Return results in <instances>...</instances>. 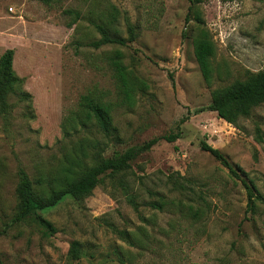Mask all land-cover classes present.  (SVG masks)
<instances>
[{"label": "rangeland", "instance_id": "obj_1", "mask_svg": "<svg viewBox=\"0 0 264 264\" xmlns=\"http://www.w3.org/2000/svg\"><path fill=\"white\" fill-rule=\"evenodd\" d=\"M68 9L81 14L72 26ZM97 24L119 38L91 46L104 38ZM203 31L216 47L210 80L194 53ZM8 48L23 83L9 94L7 111L0 102V264H264V205L249 211L241 181L200 145L219 148L264 193V142L255 137L256 125L264 130V105L239 127L216 111H197L215 89L264 69V0H0V56ZM118 51L134 84L131 103L111 65ZM87 93L111 104L120 131L121 142L102 157L178 130L181 137L137 157L127 179H95L45 211L53 234L31 218L13 222L20 167L46 196L69 158L104 139L95 122L72 129ZM169 174L185 188L175 189ZM161 196L167 203L154 208Z\"/></svg>", "mask_w": 264, "mask_h": 264}, {"label": "trees", "instance_id": "obj_2", "mask_svg": "<svg viewBox=\"0 0 264 264\" xmlns=\"http://www.w3.org/2000/svg\"><path fill=\"white\" fill-rule=\"evenodd\" d=\"M68 13L74 15V20L70 22L72 26L77 19L80 18V12L74 9H68ZM120 11L113 8L112 15L116 18ZM127 29L130 34V39L133 41L136 38L135 27L130 22V19L125 15ZM98 31L104 38L93 41L90 45L99 48L104 43L105 37L119 38L116 33L111 34L107 26L103 24L96 25ZM216 47L209 32L203 31L199 37L194 40V53L197 63L200 67L203 77L210 80L213 73L212 57L215 55ZM121 51L116 52L115 56L111 57V65L114 67L120 83V92L126 102L131 103L133 100V82L126 72V66L121 59ZM14 49H6L0 56V102L4 111H7L9 94L15 89L21 88L23 79L20 78L14 68ZM22 98L30 100L31 94L27 91H21ZM81 109L73 118V128L85 126L91 122H95L102 133L103 140H98L93 144L82 146V153L76 154L69 158L67 163L61 168L59 176L55 179L57 187L53 188L49 194L43 196L34 188L25 168L20 167L19 183L17 186L18 204L17 212L14 215L13 222L23 221L31 218L36 224L43 227L47 234H53L56 231L54 224L44 216V212L55 207L68 196L76 197V192L85 188L95 179H104L106 177L125 178L127 179V170L131 167L132 162L141 154L150 151L160 140L164 139L169 142H174L181 137V131L175 133L164 134L153 137L141 144L133 145L126 148L124 151H116L110 157H102L103 152L112 141L121 142L120 131L113 122L111 113V104L99 100L94 95L87 93L80 96L79 101ZM264 105V69L251 74L245 80H237L229 86L217 88L212 93V101L201 110L216 111L218 117L226 120L235 126H240V120L251 116L254 109ZM256 140L264 142V130L260 125H256ZM201 148L210 152L217 158L225 167L229 169L232 177L241 181L246 189L247 194V209L255 211L259 203L264 205V193L258 188L252 179L242 176L244 172L240 166L234 165L229 158L219 149L207 141H201ZM93 162L92 164H90ZM125 179H121V185L127 191V200L137 209L140 203L137 195L129 193L128 190L131 184ZM168 182L175 189H184L185 185L175 177L169 174ZM161 201H154L151 205L157 209H163L167 203L164 196H161ZM175 201H173L174 203ZM178 205V204H176ZM183 206V203H179ZM189 210L194 211V207L189 205ZM199 211H194L193 215H199ZM5 229L0 230V234L4 233ZM70 253L72 257L78 258L81 254L80 243L73 241L71 243Z\"/></svg>", "mask_w": 264, "mask_h": 264}]
</instances>
